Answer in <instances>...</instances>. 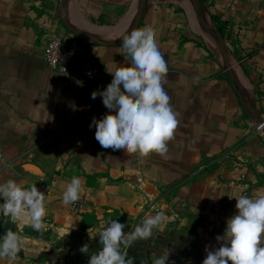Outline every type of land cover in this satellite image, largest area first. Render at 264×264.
Masks as SVG:
<instances>
[{
  "label": "crops",
  "instance_id": "0c3cea01",
  "mask_svg": "<svg viewBox=\"0 0 264 264\" xmlns=\"http://www.w3.org/2000/svg\"><path fill=\"white\" fill-rule=\"evenodd\" d=\"M200 1L204 19L223 31L225 48L239 69L232 61L243 100L264 117V0ZM138 3L0 0V182L52 186L44 229L0 216V226L9 220L21 239L13 264H88L89 255L100 250L98 230L106 222L117 220L131 232L157 213L160 226L148 240L123 248L127 258L133 264H160L162 258L166 264H202L206 248L218 247L215 237L236 212L232 198L264 193V140L252 137L253 124L189 0H149L139 27L152 31L168 64L164 87L179 123L165 155L102 149L89 125L109 110L91 100L84 86L67 84L43 63L48 41L63 37L75 53L74 66L97 64L111 82L110 74L128 66L121 46L87 45L62 20L94 41L113 42L130 33ZM211 52L221 70L211 63ZM236 151L238 158L229 159ZM197 176L208 185L195 184ZM73 177L82 182L85 207L79 214L62 202ZM161 197L169 207L161 206ZM175 197L181 202L176 204ZM146 199L159 200V209L143 216ZM25 226L34 234L23 233Z\"/></svg>",
  "mask_w": 264,
  "mask_h": 264
},
{
  "label": "clouds",
  "instance_id": "9594fccd",
  "mask_svg": "<svg viewBox=\"0 0 264 264\" xmlns=\"http://www.w3.org/2000/svg\"><path fill=\"white\" fill-rule=\"evenodd\" d=\"M121 55L128 66L110 74L113 79L105 90L91 94L93 100L101 97L109 112L93 118L89 127L95 128L102 149L140 157L165 155L179 123L164 87L167 61L147 28L134 29L121 39ZM81 191V179L73 177L63 192V204L77 202ZM232 199L236 200V212L227 219L223 234L215 237L218 247L206 248L202 264H264V193ZM45 200L36 184L23 187L12 179L0 182V216L13 222L28 223L37 231L44 229ZM161 222V213L146 216L131 232L117 220L106 222L98 230L100 250L89 255L88 264H133L122 249L151 238ZM20 242L11 231L0 236V257L15 259ZM88 250L87 244L80 248L84 254ZM160 264H166L165 259H160Z\"/></svg>",
  "mask_w": 264,
  "mask_h": 264
},
{
  "label": "built area",
  "instance_id": "2783aa9c",
  "mask_svg": "<svg viewBox=\"0 0 264 264\" xmlns=\"http://www.w3.org/2000/svg\"><path fill=\"white\" fill-rule=\"evenodd\" d=\"M42 61L50 73L63 78L67 84L84 86L91 100H93L91 94L94 91H103L111 83L103 77V71L97 64H89L87 67L74 66L75 53L69 47V40L63 37H55L48 41ZM93 101L104 106L99 96ZM256 131L259 130L256 129ZM51 188L50 185L41 184L38 190L43 192L47 198ZM68 206L73 213L79 214L84 209L85 203L79 199Z\"/></svg>",
  "mask_w": 264,
  "mask_h": 264
},
{
  "label": "water",
  "instance_id": "95a60500",
  "mask_svg": "<svg viewBox=\"0 0 264 264\" xmlns=\"http://www.w3.org/2000/svg\"><path fill=\"white\" fill-rule=\"evenodd\" d=\"M68 0H62V5H66ZM190 6L193 12V15L195 17V21L198 25V27L210 34L213 37V41L216 45V48L218 50L219 55L221 56L222 63H223V70L226 75L227 81L233 91V93L236 95V97L239 99L241 108L245 114V116L252 122L255 129L259 130V132L264 136V120L263 117L255 112L254 110L250 109L246 102L243 100L241 96V92L239 89V84L235 78L234 72H233V63L231 56L227 49L225 48L224 39L221 36V34L218 32V30L214 27L211 19L208 17L207 20L204 19V7L200 0H189ZM149 7V0H139L138 6L136 8L134 22L132 26V30L139 29L143 18L145 16V13ZM62 24L64 28L72 34L74 37H76L79 41L95 46V47H107V48H113L121 46V39H118L113 42H97L94 41L92 38L88 37L87 35L80 33L79 31H76L73 29L65 20H62ZM54 236H52V239Z\"/></svg>",
  "mask_w": 264,
  "mask_h": 264
},
{
  "label": "rangeland",
  "instance_id": "374dc122",
  "mask_svg": "<svg viewBox=\"0 0 264 264\" xmlns=\"http://www.w3.org/2000/svg\"><path fill=\"white\" fill-rule=\"evenodd\" d=\"M212 23H213V21H212ZM213 25H214V23H213ZM215 26V25H214ZM204 35H205V38L207 39V40H209V43L212 45V46H214L215 45V43H214V41H213V37L210 35V34H208V33H204ZM231 56V55H230ZM210 57H211V63H214L215 64V66L216 67H218L220 70L222 69L221 68V66L220 65H222V63H221V61L219 60V57L216 55V54H214L213 52H211V54H210ZM231 59H232V61H233V63H234V67H235V69L237 70V71H239V69H238V67L236 66L237 64L235 63V60L233 59V57L231 56ZM220 64V65H219ZM252 137H259L260 139H263L264 140V136L259 132V131H256V129H255V127L252 125ZM237 153H238V151H236V152H233V153H231L230 155H229V159H234V158H238L237 157ZM193 178H195V184H197L199 187H201V186H207L208 185V182L207 181H203L202 180V178L200 177V176H197V177H193ZM184 185L186 184V182L185 183H183ZM174 200H178L177 201V203L176 204H178V203H180L181 202V200H180V198L179 197H175V198H173ZM173 199H171V200H173ZM159 200H161L162 201V204H161V206L162 207H169V202H168V199H166L165 197H161ZM159 200H157V201H159ZM157 201H154V202H152V204H150L149 203V200L148 199H146L145 201H144V203L142 204V207H141V210H142V213H141V215H145L146 214V212L147 211H150V210H152L155 206L157 207ZM158 208V207H157ZM159 209V208H158ZM152 211H156L155 209L154 210H152ZM157 211H159V210H157ZM7 225H8V228H7V231H5V232H0V236H3L4 234H6L7 232H9V231H11V232H17V230L14 228V231H13V223H11L9 220H7L6 222H5ZM5 224V225H6ZM31 228L30 227H28V226H25L24 228H21V231L23 232V233H30V232H32L33 234H34V230L32 231V229L30 230ZM20 253H17L16 255H19ZM2 264H13V259H9V258H5L4 257V262H2Z\"/></svg>",
  "mask_w": 264,
  "mask_h": 264
},
{
  "label": "trees",
  "instance_id": "16d2710c",
  "mask_svg": "<svg viewBox=\"0 0 264 264\" xmlns=\"http://www.w3.org/2000/svg\"><path fill=\"white\" fill-rule=\"evenodd\" d=\"M218 31H219L220 34H223L222 29L219 28ZM7 228H8V225H4V224L1 225V226H0V232H5V231H7Z\"/></svg>",
  "mask_w": 264,
  "mask_h": 264
}]
</instances>
